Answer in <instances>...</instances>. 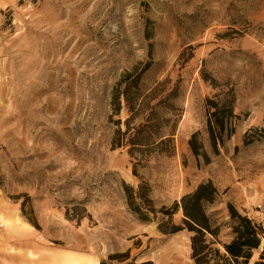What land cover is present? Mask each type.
<instances>
[{"label": "rangeland", "instance_id": "1", "mask_svg": "<svg viewBox=\"0 0 264 264\" xmlns=\"http://www.w3.org/2000/svg\"><path fill=\"white\" fill-rule=\"evenodd\" d=\"M150 60L146 88L183 79L175 153L138 167L156 206L212 180L210 212L225 220L231 202L264 226V0H0V264H195L191 233L129 210L124 184L141 179L128 147L111 144L129 116L113 115L114 87ZM202 72L237 89L240 119L219 154Z\"/></svg>", "mask_w": 264, "mask_h": 264}, {"label": "trees", "instance_id": "2", "mask_svg": "<svg viewBox=\"0 0 264 264\" xmlns=\"http://www.w3.org/2000/svg\"><path fill=\"white\" fill-rule=\"evenodd\" d=\"M192 56L193 53L185 62ZM151 65L150 60L126 71L112 94L113 115H119L123 107L129 114L124 122L120 118L113 121L117 128L112 148L128 147L135 160L133 172L141 179L137 187L124 184L129 210L142 222L160 219L158 229L165 234L182 230L191 233V256L195 264H264L263 224L231 202L227 203L228 218L225 220L220 219L217 211L210 212L209 207L220 197V191L212 180L200 183L172 206H156L151 196V185L139 175L138 167L147 166L152 156H172L175 153V135L182 114L177 100L182 93L183 79L179 77L171 87L173 79L168 76L146 88L144 81ZM202 76L215 90L206 98L207 130L211 147L215 154H219L220 147L234 135L236 120L240 119L235 112L237 89L231 80L219 82L209 78L205 72ZM199 134H192L189 145L197 157L202 156L205 163H209ZM178 212L182 213V218L176 223L174 215ZM223 231L228 238L225 241L221 239ZM262 246L263 249L255 257L254 251Z\"/></svg>", "mask_w": 264, "mask_h": 264}, {"label": "water", "instance_id": "3", "mask_svg": "<svg viewBox=\"0 0 264 264\" xmlns=\"http://www.w3.org/2000/svg\"><path fill=\"white\" fill-rule=\"evenodd\" d=\"M261 249H263V246L261 247Z\"/></svg>", "mask_w": 264, "mask_h": 264}]
</instances>
